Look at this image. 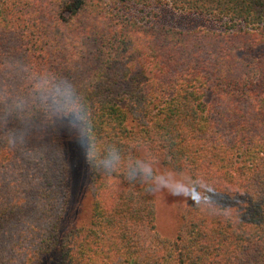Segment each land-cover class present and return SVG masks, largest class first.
Returning <instances> with one entry per match:
<instances>
[{
    "label": "trees",
    "instance_id": "1",
    "mask_svg": "<svg viewBox=\"0 0 264 264\" xmlns=\"http://www.w3.org/2000/svg\"><path fill=\"white\" fill-rule=\"evenodd\" d=\"M152 4L222 26L183 31L126 12ZM263 44L264 0H0V89L21 91L13 61L70 78L102 143L207 178L205 200L234 220L184 199L163 236L142 183L87 167L89 224L63 231L64 145L37 116L34 156L0 145V264H264Z\"/></svg>",
    "mask_w": 264,
    "mask_h": 264
},
{
    "label": "clouds",
    "instance_id": "2",
    "mask_svg": "<svg viewBox=\"0 0 264 264\" xmlns=\"http://www.w3.org/2000/svg\"><path fill=\"white\" fill-rule=\"evenodd\" d=\"M10 70L21 81V91L0 89V108H3L0 111V145L34 156L29 148V137L38 116L45 128L66 137L79 149L92 172L122 175L129 182L142 183L153 195L167 193L181 197L191 201L204 214L234 222L232 213L213 208L205 200L204 193L212 186L207 178L175 168L159 169L153 157L127 156L116 144L102 143L82 85L50 69L29 64L18 65L13 61Z\"/></svg>",
    "mask_w": 264,
    "mask_h": 264
},
{
    "label": "rangeland",
    "instance_id": "3",
    "mask_svg": "<svg viewBox=\"0 0 264 264\" xmlns=\"http://www.w3.org/2000/svg\"><path fill=\"white\" fill-rule=\"evenodd\" d=\"M134 15L144 25L171 27L183 31L196 28L217 30L221 24L207 15H200L175 9L169 4H152L144 7L132 5L126 11ZM259 52L264 55V44L259 47ZM65 150V160L68 167L67 187L69 193L68 204L61 222L63 231L89 224L90 221V193L89 175L87 166L79 149L60 136ZM157 167L164 169V167ZM154 196L156 206V228L163 236H173L178 225V213L184 198L173 197L167 193Z\"/></svg>",
    "mask_w": 264,
    "mask_h": 264
}]
</instances>
